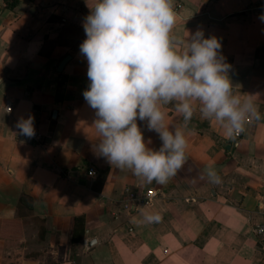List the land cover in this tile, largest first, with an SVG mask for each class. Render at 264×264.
I'll list each match as a JSON object with an SVG mask.
<instances>
[{"label": "crops", "instance_id": "1", "mask_svg": "<svg viewBox=\"0 0 264 264\" xmlns=\"http://www.w3.org/2000/svg\"><path fill=\"white\" fill-rule=\"evenodd\" d=\"M259 1L173 0L174 34L186 41L199 29L216 37L234 94L259 93L253 101L261 118L233 139L197 110L183 129L186 162L160 185L111 165L96 149L101 137L82 95L90 82L79 46L97 0H0V264H264L257 233L264 227V9L249 10ZM166 113V125L182 127L174 104ZM29 115L36 141L16 127ZM137 123L147 146L158 149V134ZM209 166L219 184L209 181ZM124 188L154 197L125 213L118 209ZM20 196L32 201L23 217ZM156 212L162 221L144 222Z\"/></svg>", "mask_w": 264, "mask_h": 264}, {"label": "clouds", "instance_id": "2", "mask_svg": "<svg viewBox=\"0 0 264 264\" xmlns=\"http://www.w3.org/2000/svg\"><path fill=\"white\" fill-rule=\"evenodd\" d=\"M176 19L173 0H97L79 46L90 82L82 95L95 110L93 125L101 137L96 149L108 163L148 184L164 185L183 167L188 146L183 129L197 110L229 138L261 118L253 101L259 93L244 99L234 94L231 65L219 52L218 39L204 38L199 29L180 39L173 31ZM259 19L264 22V15ZM170 104L182 115V127L166 125ZM137 120L158 134V149L147 146L151 140L145 141ZM16 127L29 138L35 135L31 115L20 117ZM206 175L211 183L221 182L212 166ZM162 219L159 212L144 216L147 223Z\"/></svg>", "mask_w": 264, "mask_h": 264}, {"label": "built area", "instance_id": "3", "mask_svg": "<svg viewBox=\"0 0 264 264\" xmlns=\"http://www.w3.org/2000/svg\"><path fill=\"white\" fill-rule=\"evenodd\" d=\"M264 9V0L259 1L255 5H251L249 7V10H259ZM3 111L6 113L10 112V103L9 101H4L3 103ZM35 131V129H34ZM240 136V133L238 135H234L233 139H236ZM29 138V137H28ZM30 140L36 141L39 139L38 133L35 131V135ZM87 176L88 177H94L95 171L93 168L87 169ZM154 197V192L152 190H145L142 193H136L129 188H124L122 193V198L120 199L118 203V209L125 213H133L137 211V208L139 207H148L151 203V200ZM257 233L259 235H264V227L258 228Z\"/></svg>", "mask_w": 264, "mask_h": 264}, {"label": "trees", "instance_id": "4", "mask_svg": "<svg viewBox=\"0 0 264 264\" xmlns=\"http://www.w3.org/2000/svg\"><path fill=\"white\" fill-rule=\"evenodd\" d=\"M31 205H32V201L31 199H29L28 197L25 196H20L17 204H16V214L17 217H23L26 216L27 214H29L31 212ZM80 221L81 224V220L80 219H75L74 222H78ZM74 232V231H73ZM82 232V229H80V233ZM40 238V235H39ZM77 238H74V234L71 237V243L72 242H76Z\"/></svg>", "mask_w": 264, "mask_h": 264}, {"label": "water", "instance_id": "5", "mask_svg": "<svg viewBox=\"0 0 264 264\" xmlns=\"http://www.w3.org/2000/svg\"><path fill=\"white\" fill-rule=\"evenodd\" d=\"M68 59H69L68 57H65V58H63L60 61L59 65H58V68H57V71H60L61 70L62 66L67 62Z\"/></svg>", "mask_w": 264, "mask_h": 264}]
</instances>
